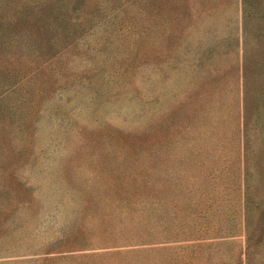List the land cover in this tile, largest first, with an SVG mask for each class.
I'll return each instance as SVG.
<instances>
[{
  "label": "rangeland",
  "instance_id": "1",
  "mask_svg": "<svg viewBox=\"0 0 264 264\" xmlns=\"http://www.w3.org/2000/svg\"><path fill=\"white\" fill-rule=\"evenodd\" d=\"M0 264H264V0H0Z\"/></svg>",
  "mask_w": 264,
  "mask_h": 264
},
{
  "label": "trees",
  "instance_id": "2",
  "mask_svg": "<svg viewBox=\"0 0 264 264\" xmlns=\"http://www.w3.org/2000/svg\"><path fill=\"white\" fill-rule=\"evenodd\" d=\"M247 93H248V90H246L245 95H247ZM165 200H168V198H166Z\"/></svg>",
  "mask_w": 264,
  "mask_h": 264
}]
</instances>
